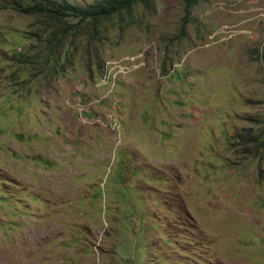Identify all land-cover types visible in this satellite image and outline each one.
I'll return each mask as SVG.
<instances>
[{
	"label": "rangeland",
	"instance_id": "obj_1",
	"mask_svg": "<svg viewBox=\"0 0 264 264\" xmlns=\"http://www.w3.org/2000/svg\"><path fill=\"white\" fill-rule=\"evenodd\" d=\"M2 1L0 264H264V0Z\"/></svg>",
	"mask_w": 264,
	"mask_h": 264
},
{
	"label": "trees",
	"instance_id": "obj_2",
	"mask_svg": "<svg viewBox=\"0 0 264 264\" xmlns=\"http://www.w3.org/2000/svg\"><path fill=\"white\" fill-rule=\"evenodd\" d=\"M150 0H94L86 6L74 4L71 0H3L4 8H13L18 12L29 15H36L51 23L56 29L61 30L62 34L70 32L66 25L67 19L78 18L81 22L89 21L91 27H96L104 19H109L115 14L126 12L131 14L133 8L138 3L148 4ZM196 4L195 0H189L187 7V17L191 15V7ZM56 36H59V32ZM250 135L238 137L240 140H248L247 144L253 147L248 149L249 153L258 150L259 146H264V139L261 136L250 138ZM262 141V143H261ZM261 143V144H260ZM260 144V145H259Z\"/></svg>",
	"mask_w": 264,
	"mask_h": 264
}]
</instances>
